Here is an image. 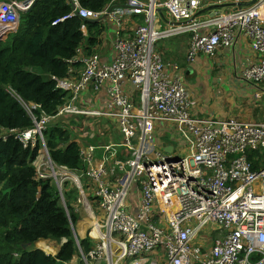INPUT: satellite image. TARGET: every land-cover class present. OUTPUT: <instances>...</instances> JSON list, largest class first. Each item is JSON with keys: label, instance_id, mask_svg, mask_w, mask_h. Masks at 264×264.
<instances>
[{"label": "built area", "instance_id": "2783aa9c", "mask_svg": "<svg viewBox=\"0 0 264 264\" xmlns=\"http://www.w3.org/2000/svg\"><path fill=\"white\" fill-rule=\"evenodd\" d=\"M34 1L0 2V39L15 30L20 14ZM70 2L71 13L54 25L74 17L114 24L113 57L99 52L85 56L79 49L69 62L68 77L57 85L70 98L55 116L38 120L31 109L33 127L16 137L25 147L40 142L46 150L47 126L67 118L106 121L119 132L131 156L124 162L109 145L97 163L98 148L75 139L86 167L80 172L86 187L76 175L80 173L58 167L43 152L34 163L38 179L54 180L59 189L64 180L76 181V190L82 195L88 190L93 204H99L100 218L87 208L96 226L86 238L95 247L85 255L75 239L81 261L264 264V120L194 115L182 75L168 69L157 45L190 34V64L200 55L247 50L244 55L253 58L238 71L237 80L253 88V102L264 109V0H112L100 12L84 9L79 0ZM141 16L142 26L134 18ZM83 31L87 34L85 27ZM76 70V78H70ZM89 91L96 101L103 93L97 107L84 101L82 95ZM164 135L170 136L172 143L165 145L173 147L172 153L159 144ZM47 161L50 172L43 170Z\"/></svg>", "mask_w": 264, "mask_h": 264}, {"label": "trees", "instance_id": "16d2710c", "mask_svg": "<svg viewBox=\"0 0 264 264\" xmlns=\"http://www.w3.org/2000/svg\"><path fill=\"white\" fill-rule=\"evenodd\" d=\"M111 1L79 3L84 9L100 12ZM71 10L70 0H38L31 11L21 14L23 23L18 31L0 42V264H69L77 253L70 224L77 217L68 206L69 197L77 190L67 192L68 207L61 205L51 181L37 178L34 162L41 143L32 149L16 137L34 125L26 107L39 120L43 115L55 116L70 98V93L58 89L57 84L69 75V62L78 50L89 56L101 47L105 36L102 23L74 17L54 25ZM70 120L50 122L43 133L45 146L55 165L80 173L81 148L70 131L77 122ZM49 239L66 240L56 257L34 248L37 242ZM39 245L43 250L48 243ZM93 246L90 239L81 241L85 254Z\"/></svg>", "mask_w": 264, "mask_h": 264}, {"label": "crops", "instance_id": "0c3cea01", "mask_svg": "<svg viewBox=\"0 0 264 264\" xmlns=\"http://www.w3.org/2000/svg\"><path fill=\"white\" fill-rule=\"evenodd\" d=\"M134 18L137 22H140V18ZM104 27L105 36L101 42V47L97 52L105 58L112 59L113 47L112 43H108V41L110 39L112 41V31L113 28H115V25L111 24ZM173 44L176 46L177 53H173L166 47L168 46V42L161 44V52L165 53V58L168 63L176 62L185 67V84L186 89L193 99L192 112L194 115L220 118L224 120L238 118L250 122L262 121V119H264V115L258 111L260 106L253 102V88L243 85L237 80L238 71L242 68L246 61L253 58L250 54L247 56L244 55V52L247 50L244 52L239 51V49L224 50L220 51L213 57L200 55L194 64L186 66L185 59L189 50L190 39L188 41L187 37H183V39L179 37ZM107 46L108 48L105 49ZM237 55H239V57H237ZM77 74V70L73 71L69 77L74 79ZM82 97L85 102L89 103L93 107H97L98 102L104 98V95L103 93H100L97 101L93 91L84 93ZM57 121L63 122L62 119ZM67 122L70 121L68 120ZM72 130L73 129L70 131L72 132ZM73 141L76 140L73 139ZM77 142L80 143L79 141ZM90 216L88 227H95L96 220ZM81 230H83L81 234L84 235V229ZM43 242L48 243L49 246L56 247L55 245L49 244L48 241H41L38 242V248H40L39 244ZM202 243L203 241L199 240L196 244L200 245ZM59 247L60 246L56 247L55 252H57L55 254L53 253L49 255H57Z\"/></svg>", "mask_w": 264, "mask_h": 264}, {"label": "rangeland", "instance_id": "374dc122", "mask_svg": "<svg viewBox=\"0 0 264 264\" xmlns=\"http://www.w3.org/2000/svg\"><path fill=\"white\" fill-rule=\"evenodd\" d=\"M2 1L5 2L6 0H0V2H2ZM25 1H27V0H25ZM25 1H22V2H25ZM18 3H21V2H18ZM140 19H141L140 25L142 26V25H144V17L141 16ZM22 23H23V19H21V17H20L19 23L16 26L15 30L12 33L10 32V34H8L7 37L5 36L3 38V39H5L4 42L8 39V37L11 34L16 33L18 31V28L21 26ZM180 37L182 39H183V37H187L188 41H189V39L191 41L190 34H185V35L180 36ZM178 38L179 37L166 39L164 41H161L160 43L157 44L158 45V51H160V52L162 51V49L160 48L162 43L168 42V46H166V47L170 51H172L173 53H177L176 46H174L173 43H175L176 40H178ZM0 42H2V41H0ZM108 43H112L111 39L108 41ZM107 48H108V46L105 47V49H107ZM162 55H163V61H164L165 65L168 67V69L171 72H175V73L179 72L182 75V77H183V79L185 81V76H184V68L185 67L183 65L179 64V63H176V62L168 63L166 61V58H165V53H162ZM185 60H186V66H189V63H188V52H187ZM238 82L243 84V85H246V84H244V83H242L240 81H238ZM26 108H27L28 112L31 110L29 107H26ZM258 111L264 115V109L263 108L260 107L258 109ZM69 119L70 118H67V120H69ZM263 120L264 119H262V121ZM67 123H70V122H67ZM77 123H78L77 127L70 125L71 129H73L72 130V135L73 136H71V138L72 139H76L77 141H80L82 144L86 143V144L93 145V146L97 147L98 148V152H97V155H96L97 163L102 161V157L104 155V150L109 145H113L114 151H116L118 159L120 161L124 162L126 160H130L131 159L130 154L127 153V150L124 148V146L122 144V138H121L119 132L116 129H114L111 126V124H109L106 121H99V122H95V123L91 124L92 123V119H87V118H84V121L82 119H80L79 122H77ZM88 133H89V135H88ZM159 141H160V143H159L160 145H165V144H171L172 143L171 139H170V136H165V135L161 136ZM42 152H43V155L45 157H48L47 156L48 154H47V152H46L44 147L41 148L40 153H42ZM38 154H39V152H38ZM45 163H46V161H45ZM50 166H51L50 163L47 161V164H45V167H44L43 170H46V171L50 172L51 171L50 170L51 169ZM56 171H57V169H56ZM82 171L86 172V167L83 164H82ZM60 174L62 175V177L59 180L62 181V179H64V177H65V174L61 173V172H60ZM76 175L78 177H80V179H79L80 180V184L83 187H86L85 185L89 184L88 181L85 178H81L82 173L76 174ZM53 183H55V182H53ZM52 187L56 191L55 195L57 193H62L63 194L64 201H65V204L67 206V197L66 196H67L68 193H70L68 191L76 190L77 182L76 181H72L71 179H67V180H64L62 182V185H61L60 189L56 186V184H53ZM87 191L85 190L84 195H82L78 191H75L74 195L69 197L71 203L70 202L68 203L69 209H70V211H72L70 213L71 214L74 213V215H76V217H77V221L73 223V225H74L73 231H74V234L76 235V236H74V238L78 239L79 241H82V240L86 239L87 234H88V230L90 228V227H88V221H89V216L90 215L87 212V208L89 206H91L93 208V210L95 212V215H96V218H100L101 215H102V211L99 208V204L98 203H94L93 204L92 195H91V193H89ZM71 219H72V217H71ZM81 229H84V235L81 234V231H80ZM205 230H210V228H206ZM58 242H60V241H51V243H53L56 247H58V246H60L62 244V243H58ZM56 247H52V246L47 245L43 249L48 254H53V253H55ZM50 256H52V255H50ZM52 257H55V256H52ZM71 262L73 264H85L83 261H81V254H80V252L78 250H77V253H76L74 259Z\"/></svg>", "mask_w": 264, "mask_h": 264}, {"label": "clouds", "instance_id": "9594fccd", "mask_svg": "<svg viewBox=\"0 0 264 264\" xmlns=\"http://www.w3.org/2000/svg\"><path fill=\"white\" fill-rule=\"evenodd\" d=\"M31 6H32V5H31ZM29 9H30V8H29ZM29 9H28L26 12H23V13H27V12H29ZM21 14H22V13H21ZM21 14H20V17H21ZM18 29H19V28H18ZM2 30H3V28L0 26V31H2ZM11 33H12V32H11ZM8 34H10V33L5 34L4 37H5V36L7 37ZM4 37H3V38H4ZM3 38L0 39V41L4 42L5 39H3ZM175 38H176V37H175ZM163 41H164V40H163ZM189 46H190V45H189ZM188 52H189V51H188ZM188 63H189V62H188ZM189 64H190V63H189ZM67 77H68V76H67ZM57 85H58V84H57ZM2 138H3V136H1L0 140H1ZM41 148H43V147H41ZM46 150H47V147H46ZM40 151H41V149L39 150V154H38V156L40 155ZM46 152H47V154H48V156H49V152H48V150H47ZM49 157H50V156H49ZM37 158H38V157H37ZM36 161H37V159H36ZM36 161H35V162H36ZM35 162H34V163H35ZM34 166H35V165H34ZM35 168H36V167H35ZM50 181H51V180H50ZM53 182H54V180H53ZM53 182L51 181V185L54 184ZM77 191H78V190H77ZM59 195H60V200H61V194L59 193ZM61 205H63V206L65 207V206H66L65 201H62V200H61ZM65 208H66V207H65ZM66 211H67V209H66ZM67 215H70V213H69L68 211H67ZM68 217H69V216H68ZM73 227H74V225H73ZM73 227L71 226L72 231H73ZM86 239H87V238H86ZM84 240H85V239H84ZM44 241H48L49 244L54 245L53 243H51V241H56V240L49 239V240H44ZM58 243H62V241H60V242H58ZM37 245H38V242L34 245V248H35V249L40 250V251H43L46 255L50 256V255L47 254L44 250L38 248ZM61 245H62V244H61ZM61 245H60V247H59V250H60L61 247H62ZM26 246H27V245H26ZM28 247H29V246H28ZM94 247H95V246H93L92 249H93ZM59 252H60V251H59ZM59 252H58V254H59ZM58 254H57V255H58ZM57 255H55V257H56ZM52 256H53V255H52Z\"/></svg>", "mask_w": 264, "mask_h": 264}, {"label": "water", "instance_id": "95a60500", "mask_svg": "<svg viewBox=\"0 0 264 264\" xmlns=\"http://www.w3.org/2000/svg\"><path fill=\"white\" fill-rule=\"evenodd\" d=\"M37 1L38 0L34 1V3L32 4V6L30 7L29 11H31L35 7ZM86 22H90V23H100L101 20L100 19L99 20H96V21L95 20H86ZM164 149H165V151L167 153H172L173 152V147L172 146L167 147L166 145H164ZM24 249L25 250L28 249V246L24 245Z\"/></svg>", "mask_w": 264, "mask_h": 264}, {"label": "bare ground", "instance_id": "6f19581e", "mask_svg": "<svg viewBox=\"0 0 264 264\" xmlns=\"http://www.w3.org/2000/svg\"><path fill=\"white\" fill-rule=\"evenodd\" d=\"M38 117V116H37Z\"/></svg>", "mask_w": 264, "mask_h": 264}]
</instances>
